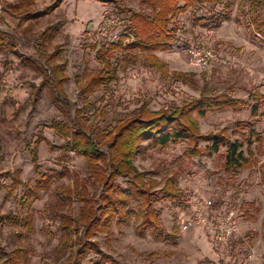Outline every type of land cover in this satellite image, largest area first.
I'll return each instance as SVG.
<instances>
[{
  "label": "rangeland",
  "instance_id": "rangeland-1",
  "mask_svg": "<svg viewBox=\"0 0 264 264\" xmlns=\"http://www.w3.org/2000/svg\"><path fill=\"white\" fill-rule=\"evenodd\" d=\"M20 1L0 0V35L4 40L0 45V147L3 151L0 245L9 252L26 249L28 264H76L70 256L78 250L82 229L73 225L67 247L61 229L62 216L70 215L75 222L82 203L73 194L72 200H68L65 191L69 188L76 191V185L80 191L86 189L90 197H96V206L104 191L103 186L92 184L82 158L73 153L63 156L59 151L52 152L45 143L38 148L40 169H35L27 144L33 149L34 142L41 136L55 146L66 143L51 129L54 120L71 122L75 111L81 110L94 139L101 143L120 120L131 116L143 102L149 104L148 109L157 111L202 93H223L251 100V104L237 111L214 112L199 118L201 133L207 135L227 129L232 140L241 139L239 134L233 133L238 122L244 121L249 129L264 137V101L258 102L257 116H252L256 101L251 93L258 91L264 95V36L257 33L251 23L257 16L256 8L250 10L252 0L197 4L179 16L181 29L173 49L154 53L166 63L167 75L146 65V55L140 57L138 50L127 54L116 50L113 59H118L115 64L118 80L101 88L85 103L75 77L86 70L90 75L102 71L94 46L117 43L125 32V18L129 14L119 13V10L146 15H150L151 10L139 0H109L108 3L63 0L50 15L31 18L56 0H26L34 1L27 9L21 7ZM227 3L230 4L229 20L218 26L214 17ZM200 19L206 22L200 24ZM52 25L55 30L51 39L42 41L39 35ZM207 41L215 58L207 70H194L192 51L200 50ZM58 50L61 56L56 64L66 65L68 76L63 85L64 93L59 96L60 104L54 102L53 93L44 83L51 69L47 55ZM133 55L140 58L134 61ZM177 75H183L186 82H176L174 76ZM187 148L185 142L171 144L165 149L141 152L134 162L137 169L153 181V191L159 192L170 178L184 191L185 207L173 201H161L157 205L164 232L175 231L177 240L158 241L149 233L139 235L134 230L137 217L133 216L130 226L114 224L111 239L96 235L93 241L99 244L103 254L118 264H264V187L258 171L264 163V146L256 149L259 165L241 171L235 178L223 169L226 148L210 157L193 158L184 156ZM64 168L70 171L69 175L62 180L53 179L56 172ZM37 172L50 175L52 182L48 189L40 190L38 198L31 196L25 207L22 201L27 187L35 189L38 185ZM9 175L24 183L11 195L13 181ZM116 182L127 188V180L118 178ZM199 204L208 215L207 226L194 222ZM131 208L135 214L140 212L137 205ZM227 217L232 218L231 224L226 222ZM27 219L32 221L31 232L24 228ZM189 222L193 224L185 230L184 225ZM230 227H236L235 232L219 241L216 232L226 233ZM100 262L102 255L93 251L80 264Z\"/></svg>",
  "mask_w": 264,
  "mask_h": 264
},
{
  "label": "trees",
  "instance_id": "trees-1",
  "mask_svg": "<svg viewBox=\"0 0 264 264\" xmlns=\"http://www.w3.org/2000/svg\"><path fill=\"white\" fill-rule=\"evenodd\" d=\"M63 0H56L41 12L31 15L33 18L48 16L57 10ZM108 3L109 0H99ZM142 5L151 10L150 15L137 13L132 10L122 9L119 13H128L126 16V27L117 43L109 45H95L97 58L102 62V71L98 74L90 75L84 71L82 75L75 77V83L79 89L80 97L84 103L89 97L100 91L101 88L108 86L118 80L117 65L118 59H113V53L120 49L128 52L138 50L140 57L145 54L144 63L158 72L167 75L169 70L166 63L162 62L155 52H169L173 49V44L177 41V33L180 31L179 16L187 13L197 4H219L223 0H139ZM21 7L27 9L34 1H20ZM250 10L256 8L257 16L251 20L255 26V31L264 36V0H252ZM225 9L215 15L214 21L218 26L229 20L227 12L230 4H225ZM200 24L206 22L205 19L199 20ZM55 30L54 25L48 26L39 38L46 42L52 37ZM0 35V45L4 40ZM127 42V43H125ZM61 56V51H54L47 55V60L51 64L49 72L44 77L45 86H48L54 96V102L60 104L59 96L64 93V83L68 80L66 75V65L56 64ZM133 55L131 58L139 59ZM113 60V62H112ZM176 82L186 79L183 75L174 76ZM190 82V81H189ZM191 83V82H190ZM186 84V83H184ZM251 97L255 100L252 109V116H257L259 104L264 101V95L258 91L252 92ZM66 102V99H65ZM64 102V103H65ZM67 106L69 103H67ZM251 104V100L234 98L228 94H209L202 93L199 97H189L179 105L174 104L161 110L153 111L148 109L149 104L144 103L131 116L120 120L117 126L104 136L100 143L96 141L87 126L81 110H76L71 122L64 120H54L51 129L56 136L63 139L66 143L62 146H55L41 136L34 142L31 149L27 144V149L32 157L35 169L39 170L38 148L41 143L49 146L52 152L59 151L63 156L73 153L75 156L84 160L88 168L93 185L103 186L104 191L98 197L99 203L96 206V197L89 196L86 189L83 191H72L71 188L65 192L66 198L72 200L74 197L82 203L80 214L75 222L70 215L62 216V230L64 243L67 247L71 242L72 228L75 224L82 229V236L78 237V250L71 254L70 258L76 264H80L90 252L102 255L100 264H118L110 256L103 254L99 244L93 241L96 235H106L111 239L113 226H130L131 219L136 216L135 232L141 236L149 233L152 238L158 241H175L178 234L164 232L161 224L160 213L157 205L161 201H173L182 207L186 206L184 191L179 189L172 178L168 179L165 186L155 192L152 180H149L144 172H140L135 166L136 157L141 152H148L157 148L165 149L171 144L185 142L188 144L184 156L187 158L200 156H213L219 154L222 148H226L224 171L235 178L241 171L259 165L256 160V149L264 146V137L254 129H249L244 121H239L237 129L233 133L239 134L241 139L232 140V135L228 134L227 129L218 133L204 135L201 133L199 118H205L208 114L221 111H237ZM87 107L92 108L89 104ZM71 117V116H70ZM247 133H245V131ZM199 142H204V147L199 146ZM144 143H147L144 145ZM100 144H103L101 147ZM3 161V151L0 147V162ZM261 185L264 187V163L259 166ZM38 174V185L35 189L27 187L23 198V206H28L31 196L38 198L40 190L48 189L52 182L51 176ZM70 171L66 168L57 171L53 179L62 180L69 175ZM13 175H9L11 178ZM123 178L127 180V188L121 187L116 180ZM13 188L10 195L15 192L18 186L24 184L18 177L11 178ZM137 205L140 212L135 214L131 206ZM19 222L20 219L18 218ZM18 222V223H19ZM32 221L27 219L24 228L28 232L32 231ZM79 229H77V233ZM151 255H154L153 253ZM1 264H28V252L26 249L16 248L7 251L0 245Z\"/></svg>",
  "mask_w": 264,
  "mask_h": 264
},
{
  "label": "built area",
  "instance_id": "built-area-1",
  "mask_svg": "<svg viewBox=\"0 0 264 264\" xmlns=\"http://www.w3.org/2000/svg\"><path fill=\"white\" fill-rule=\"evenodd\" d=\"M192 55H193V58H192L191 65H192V68L197 71H203V70H207L208 68H210L211 62L215 58V55L213 54L208 41L203 44L200 50L192 51ZM193 59H196V61L194 62ZM225 220L229 224L232 223L231 217H227ZM194 222L201 226H207L209 222L208 215L204 211V208L202 207L201 204H199L195 210ZM192 224H193L192 222L185 224L184 229L187 230ZM235 228L236 227H233V228L230 227L229 231H227L226 233H224L223 230H219L218 233L216 232V238L219 241H224L232 234V232H235L236 230Z\"/></svg>",
  "mask_w": 264,
  "mask_h": 264
},
{
  "label": "crops",
  "instance_id": "crops-1",
  "mask_svg": "<svg viewBox=\"0 0 264 264\" xmlns=\"http://www.w3.org/2000/svg\"><path fill=\"white\" fill-rule=\"evenodd\" d=\"M31 18H33V17H31ZM157 53V52H156ZM158 57V56H157ZM159 58V57H158Z\"/></svg>",
  "mask_w": 264,
  "mask_h": 264
}]
</instances>
